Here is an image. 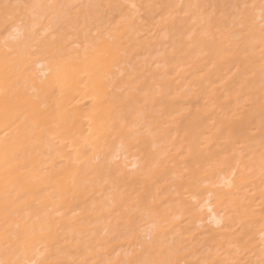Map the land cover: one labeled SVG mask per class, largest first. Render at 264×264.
Segmentation results:
<instances>
[{
  "label": "bare ground",
  "instance_id": "1",
  "mask_svg": "<svg viewBox=\"0 0 264 264\" xmlns=\"http://www.w3.org/2000/svg\"><path fill=\"white\" fill-rule=\"evenodd\" d=\"M0 264H264V0H0Z\"/></svg>",
  "mask_w": 264,
  "mask_h": 264
}]
</instances>
